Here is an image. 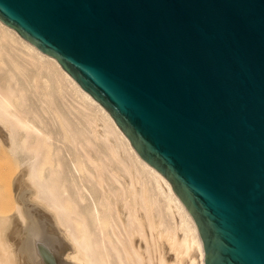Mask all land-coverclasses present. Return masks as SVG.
Instances as JSON below:
<instances>
[{"label":"water","instance_id":"95a60500","mask_svg":"<svg viewBox=\"0 0 264 264\" xmlns=\"http://www.w3.org/2000/svg\"><path fill=\"white\" fill-rule=\"evenodd\" d=\"M194 217L206 264H264V0H0Z\"/></svg>","mask_w":264,"mask_h":264},{"label":"bare ground","instance_id":"6f19581e","mask_svg":"<svg viewBox=\"0 0 264 264\" xmlns=\"http://www.w3.org/2000/svg\"><path fill=\"white\" fill-rule=\"evenodd\" d=\"M171 181L60 61L0 19V264H206Z\"/></svg>","mask_w":264,"mask_h":264}]
</instances>
